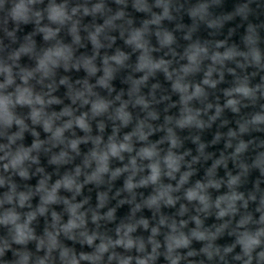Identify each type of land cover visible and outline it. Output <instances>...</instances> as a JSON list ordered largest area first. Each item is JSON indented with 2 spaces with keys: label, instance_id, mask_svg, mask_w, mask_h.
I'll use <instances>...</instances> for the list:
<instances>
[{
  "label": "clouds",
  "instance_id": "clouds-1",
  "mask_svg": "<svg viewBox=\"0 0 264 264\" xmlns=\"http://www.w3.org/2000/svg\"><path fill=\"white\" fill-rule=\"evenodd\" d=\"M0 264H264V0H0Z\"/></svg>",
  "mask_w": 264,
  "mask_h": 264
}]
</instances>
